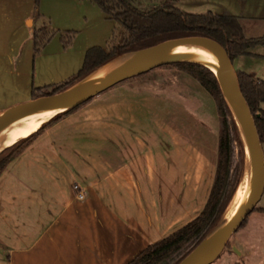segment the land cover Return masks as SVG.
<instances>
[{
  "label": "crops",
  "instance_id": "obj_1",
  "mask_svg": "<svg viewBox=\"0 0 264 264\" xmlns=\"http://www.w3.org/2000/svg\"><path fill=\"white\" fill-rule=\"evenodd\" d=\"M214 2L216 12L240 17L247 36L264 34L254 33L264 0ZM34 7L35 0H0V112L33 98L34 86L73 77L87 49L106 46L117 26L92 0H41L40 17ZM44 24L76 30L72 44L65 47L57 32L35 54L32 32ZM261 47L233 61L264 80ZM145 111L136 81L117 84L10 162L0 175V264H125L198 215L208 196L200 206L186 186L183 150L151 129Z\"/></svg>",
  "mask_w": 264,
  "mask_h": 264
},
{
  "label": "trees",
  "instance_id": "obj_2",
  "mask_svg": "<svg viewBox=\"0 0 264 264\" xmlns=\"http://www.w3.org/2000/svg\"><path fill=\"white\" fill-rule=\"evenodd\" d=\"M40 1L35 0L34 17L42 15ZM92 1L96 2L109 17L118 23L106 46L101 44L90 46L86 51L82 67L73 77L53 86L49 91L48 87L34 86L33 97L59 91L106 62L171 37L190 34L213 37L228 49L233 60L240 54L249 53L251 47L264 44V34L247 36L240 17L233 13H221L213 10L206 12L185 11L178 5V0H161L154 5H143L137 0ZM57 32H61L65 47L72 44L76 35L74 29L59 30L49 27L47 24L36 26L32 32L35 54L40 53ZM164 65H175L188 71L217 100L221 122L218 161L207 201L198 215L165 237L147 245L125 264H177L219 224L244 174L243 153L237 161L235 154V141L241 140L240 131L213 70L196 61H176L161 66ZM237 71L242 90L255 115L263 140L264 80L254 77L245 70L237 69ZM90 99L72 108L59 111L29 135L19 138L7 146L8 148H3L0 151V175L10 162L47 127L81 107ZM258 208L264 209L256 207V209Z\"/></svg>",
  "mask_w": 264,
  "mask_h": 264
},
{
  "label": "water",
  "instance_id": "obj_3",
  "mask_svg": "<svg viewBox=\"0 0 264 264\" xmlns=\"http://www.w3.org/2000/svg\"><path fill=\"white\" fill-rule=\"evenodd\" d=\"M119 63L106 62L71 85L15 103L0 112V130L17 118L57 108V112L77 106L115 84L154 67L176 62L196 61L213 70L222 94L236 120L246 147L248 184L236 212L219 223L177 264H211L231 237L256 209L264 192V146L255 115L242 90L239 74L228 49L217 39L190 34L167 38L138 51ZM55 113V114H56ZM54 114V115H55ZM53 115V116H54ZM237 252L241 250L234 245Z\"/></svg>",
  "mask_w": 264,
  "mask_h": 264
},
{
  "label": "rangeland",
  "instance_id": "obj_4",
  "mask_svg": "<svg viewBox=\"0 0 264 264\" xmlns=\"http://www.w3.org/2000/svg\"><path fill=\"white\" fill-rule=\"evenodd\" d=\"M137 1L143 5H154L161 0ZM178 5L190 12H206L210 9L218 11L214 0H178ZM256 11L264 14V9ZM258 19L262 21L263 17ZM113 20L117 25V21ZM255 26L254 33H264V21H259V25ZM261 48L264 52V47ZM132 56H121L115 63ZM258 62L264 66V56ZM238 64L239 59H236L234 65ZM135 81L144 97L145 112L151 129L164 131L168 144L183 150V165L189 180L186 186L192 188L193 192L196 191L199 205L202 206L214 180L218 161L221 122L217 100L197 78L175 65H160L117 84H134ZM51 88L49 87L48 91ZM242 153L245 159V174L246 147L241 137L240 141H235L236 161ZM257 207L264 208V192ZM228 215L225 212L219 223ZM234 245L241 252H237ZM211 264H264V209L258 208L251 212L245 224L234 233L222 253Z\"/></svg>",
  "mask_w": 264,
  "mask_h": 264
},
{
  "label": "bare ground",
  "instance_id": "obj_5",
  "mask_svg": "<svg viewBox=\"0 0 264 264\" xmlns=\"http://www.w3.org/2000/svg\"><path fill=\"white\" fill-rule=\"evenodd\" d=\"M57 110H58L57 108H53V109H48V110H44L41 112H36V113L30 114L27 116H23V117L17 118L13 122H11L9 125L2 128L0 130V151L3 148L13 144L19 138L23 136H27L33 131H35L45 121L51 118L57 112ZM247 184H248V170H246L244 177L242 179V182L238 186V189L236 191V193L238 192L237 193L238 195H236L235 193L226 211V214L228 213L229 215L224 218L225 220L233 216V214L238 209L245 195Z\"/></svg>",
  "mask_w": 264,
  "mask_h": 264
},
{
  "label": "built area",
  "instance_id": "obj_6",
  "mask_svg": "<svg viewBox=\"0 0 264 264\" xmlns=\"http://www.w3.org/2000/svg\"><path fill=\"white\" fill-rule=\"evenodd\" d=\"M76 194L79 199L85 198V191L83 189H79Z\"/></svg>",
  "mask_w": 264,
  "mask_h": 264
}]
</instances>
